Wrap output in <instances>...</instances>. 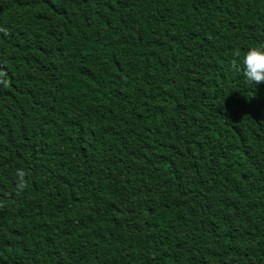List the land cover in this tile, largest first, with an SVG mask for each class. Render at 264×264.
Returning a JSON list of instances; mask_svg holds the SVG:
<instances>
[{
	"label": "trees",
	"instance_id": "trees-1",
	"mask_svg": "<svg viewBox=\"0 0 264 264\" xmlns=\"http://www.w3.org/2000/svg\"><path fill=\"white\" fill-rule=\"evenodd\" d=\"M253 49L264 0H0V264H264Z\"/></svg>",
	"mask_w": 264,
	"mask_h": 264
},
{
	"label": "clouds",
	"instance_id": "clouds-1",
	"mask_svg": "<svg viewBox=\"0 0 264 264\" xmlns=\"http://www.w3.org/2000/svg\"><path fill=\"white\" fill-rule=\"evenodd\" d=\"M259 57L261 58L260 61H257L254 64V70L248 71L247 65L252 61L253 57ZM244 68L242 69L243 74L245 75L246 79L260 84L264 83V52H262L259 49H253L251 52H249L244 60H243Z\"/></svg>",
	"mask_w": 264,
	"mask_h": 264
},
{
	"label": "snow or ice",
	"instance_id": "snow-or-ice-1",
	"mask_svg": "<svg viewBox=\"0 0 264 264\" xmlns=\"http://www.w3.org/2000/svg\"><path fill=\"white\" fill-rule=\"evenodd\" d=\"M260 59H261V58H259V57H255V56H254V57L252 58V61H253L254 63H256L257 61H260Z\"/></svg>",
	"mask_w": 264,
	"mask_h": 264
}]
</instances>
